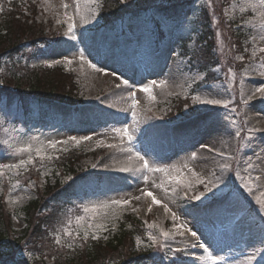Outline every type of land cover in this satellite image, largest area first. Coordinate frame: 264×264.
Here are the masks:
<instances>
[{
	"label": "rangeland",
	"instance_id": "1",
	"mask_svg": "<svg viewBox=\"0 0 264 264\" xmlns=\"http://www.w3.org/2000/svg\"><path fill=\"white\" fill-rule=\"evenodd\" d=\"M196 4L187 10L186 21L195 17L200 7L210 4L218 50L228 56L224 63L220 61L223 72L215 69L219 80L203 86L206 72L194 69L191 57L182 54L179 44L172 43L175 29L170 28L166 29L167 40L161 45L169 68L160 75L152 72L131 87L126 85L128 73L120 74L113 63L122 37L96 28L105 16V12L100 13L102 0H22L20 17L32 18L37 24L61 31L65 37L62 44L51 47L47 58L30 65L61 67L75 75L76 92L85 106L94 103L104 109V114L131 112V117L126 123L121 119L116 126L110 121L113 127L106 130L101 122L85 124V107L80 112L82 128L80 124H65L62 118L58 126L38 131L33 124L16 128L8 125V132L0 126V135L6 138L0 151V197L6 192L4 200L14 218L16 232L25 228L24 208L35 200L37 187L44 189L56 181L64 183L70 177L61 168L45 167L38 172L36 165L78 145L86 153L76 163L79 170L110 174L120 186L113 195L107 188L101 194L93 192L84 201L77 198L70 203L63 218L67 225L65 234L75 230L76 236L109 240L124 225L131 229L129 221L123 222L128 216L146 222L149 243L139 242L138 237L141 248L147 244L160 248L166 253V260L173 259L176 252L177 264H264V189H258L252 174L264 160V128L252 125L254 117L264 123V0H197ZM135 6L131 3L127 9ZM158 21L164 24L162 18ZM149 22L143 19L125 26L133 36V44L143 48L154 43ZM232 27L239 28L237 33L246 35V40L241 44L240 36L234 33L238 46L231 48L227 38ZM99 37L101 50L96 51ZM124 37L129 39L127 34ZM142 54L148 58L147 51ZM205 63L206 70L213 67L209 60ZM6 81L10 86L15 84L12 79L0 78V85ZM131 94L135 95L132 100ZM180 99L187 101L181 109L175 104ZM99 107L92 111H99ZM69 112L58 107L56 110L65 117ZM3 120L0 114V122ZM173 122L181 125L173 128ZM120 130L124 138L119 135ZM167 132L180 135L185 141L187 134L192 139L199 135L200 144L180 141L181 154L171 156L167 146L178 144L168 143ZM210 136L214 138L212 145L208 142ZM141 159L137 169L128 168ZM30 165L35 166V175L39 177L25 185L18 181V174ZM145 189L152 191L155 200L146 201ZM157 189L172 195L167 200L160 199ZM51 208L58 212L54 205ZM225 208L230 211L224 212ZM207 215L219 222L222 241L231 237V246L211 245L214 239L206 229ZM235 224L240 225L238 230H232ZM196 231L206 252L203 256L209 261L197 260L201 244L194 238ZM245 232L251 234L247 237ZM56 241L60 242L61 237L57 236ZM241 241V245L237 244ZM183 254L195 260L187 261Z\"/></svg>",
	"mask_w": 264,
	"mask_h": 264
},
{
	"label": "trees",
	"instance_id": "2",
	"mask_svg": "<svg viewBox=\"0 0 264 264\" xmlns=\"http://www.w3.org/2000/svg\"><path fill=\"white\" fill-rule=\"evenodd\" d=\"M104 1V11H106L108 15L119 12L121 11L120 8H123V4L120 6L119 1ZM143 1L147 2L148 0ZM167 1L171 5L178 2V0ZM159 6L163 7L164 5ZM3 8L4 9L2 11L0 10V54H5L7 52L14 53L13 55L25 54L28 50H30V46L27 43L38 44L37 42L43 39L46 40L50 36L46 35L43 29H39L35 26H29L27 22L24 23L23 27L20 26V28L17 29V25L21 22L15 17H12L10 12L5 9V7ZM166 9L174 11L172 8ZM203 16L205 17L206 14L204 13ZM35 30H38L40 34H36ZM210 31L209 23L201 22L199 26V35L202 38V41H208L206 37L211 33ZM39 37H42L43 39ZM24 43L25 46H23ZM205 49H207V47H205ZM22 71H24V75L18 76L19 74H16L12 76L17 81L16 86H18L19 89H26L28 94L23 92L16 94L7 92V95H12V98H18L25 104L27 103V100L31 98H38L41 103H43L44 100H50L53 98L60 100L72 99L73 90L68 88L69 76L58 70L52 71L51 73H44L47 75H41V73H37L36 71L27 72L25 68L22 69ZM75 158H77V156H72L68 160L72 162ZM63 163L66 164L65 162ZM72 165L73 163H70L69 165L66 164L65 167L72 171ZM79 178L77 181H79ZM57 188H59V186H57ZM63 189L64 188H60L56 190V192H54L55 189H50L45 197L40 196L38 201H33L30 205L24 208L27 226L22 233L19 234L21 235V238L18 239L12 232L9 212L3 201L0 199V257L4 254L12 256L14 244H18L23 240H26L31 245V248L38 246V244L42 241L43 234H45V225H49L51 222V217L54 212L51 206L54 205L57 208L63 200L62 196L64 194L60 195ZM39 209H45V213L37 215V211ZM136 224V226H138V223ZM125 235L126 233L123 228L120 233L110 239L107 246L95 243L85 245L83 247L85 250L83 255L74 253H71L70 255H61L59 253H55V264H121L123 260L131 257L144 258L149 255H140V253L134 249L132 244L128 255H126V251L124 252L123 250L124 246H128V241L123 239ZM5 245H7V247L3 248Z\"/></svg>",
	"mask_w": 264,
	"mask_h": 264
},
{
	"label": "bare ground",
	"instance_id": "3",
	"mask_svg": "<svg viewBox=\"0 0 264 264\" xmlns=\"http://www.w3.org/2000/svg\"><path fill=\"white\" fill-rule=\"evenodd\" d=\"M97 77L101 79V76L100 75H97ZM261 121L262 120L257 121V117L252 118V125H253V127H256L258 129L263 130L264 123L263 122L261 123ZM213 141H214V138H211V136H210L209 141H208V142H210L209 145H212L214 143ZM252 174H253V179L257 183L258 189L259 188L264 189V161L262 163H258V165L255 168V172H253ZM156 192L159 194L158 196L160 197V199H163V200L169 199L171 197V195H172L171 193H166L167 192L166 190H165V192H163L162 189H157ZM139 203H141L140 199H139ZM142 204H143V202H142Z\"/></svg>",
	"mask_w": 264,
	"mask_h": 264
}]
</instances>
